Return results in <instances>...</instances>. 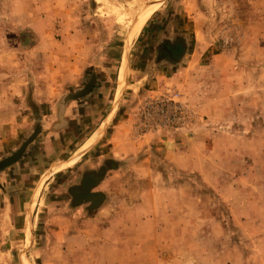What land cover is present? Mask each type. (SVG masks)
<instances>
[{"label": "rangeland", "instance_id": "obj_1", "mask_svg": "<svg viewBox=\"0 0 264 264\" xmlns=\"http://www.w3.org/2000/svg\"><path fill=\"white\" fill-rule=\"evenodd\" d=\"M80 48L66 90L98 100L58 133ZM38 128L0 169V264H264V0H0V162Z\"/></svg>", "mask_w": 264, "mask_h": 264}, {"label": "crops", "instance_id": "obj_2", "mask_svg": "<svg viewBox=\"0 0 264 264\" xmlns=\"http://www.w3.org/2000/svg\"><path fill=\"white\" fill-rule=\"evenodd\" d=\"M56 29L58 30V27H56ZM169 36H171V35H169ZM80 41H81V39L79 41L77 40L75 42V45L82 48V43H80ZM170 42H172L170 44V47H171L172 50H175L176 47L178 49L177 44H176V46L173 44L174 43L173 39L168 37V38H166V40L162 41V43L167 44V45ZM158 45L159 44H157L156 47H154V48L156 49L158 47ZM161 46H162V44H161ZM81 48L78 50L79 54L77 56L69 57L70 58L69 59L70 62H69V64L67 63L68 67H69V70H66L65 73H63V77L65 78V80L62 82L63 84H61V86L63 87V89L65 88V91H64L65 95H64L62 104L59 107H57V109H58V117H59L58 120H63V121H61V122L57 121V123L56 122H51L50 123L51 124L50 126H53L52 129H54L55 125L60 127V129L58 128V130H54L55 132H58V133H61L63 129L65 130L69 126V124H73V122L74 123L78 122L79 119L82 120V122L83 121L85 122L86 115L88 116L89 114H93V113H91V112H93L92 110L91 111H89V109L85 110V108H87V107L91 108V103H93V100H98V98L96 96L97 88H93L92 91H90L89 93H87V94H85L82 97H79L77 99H72V98L68 97V94H70V93H68V91L66 90L67 89L66 88L67 85L72 83V80H76L79 77L81 78L82 72L84 74L85 70L88 68V61H87V59L83 58L84 55L82 53L83 51H82ZM160 48L161 47L159 45L158 49H160ZM165 53H168L167 54V58H169V60L171 62L173 60H174V62H176V60L173 59V56L171 55V52L166 51ZM170 58H172V59H170ZM152 59L153 60L150 63V68L152 67L153 70H155V73H156L158 78L160 77V75H158V73H161V77L159 79H157V80H160V83L163 82V81L167 82V81H169V79L170 80L173 79V78H169L167 76L168 74L166 75L164 73V72L167 71L165 69L168 66H170L169 65V63H171L170 61L162 60L160 62V64H159V63H157V58L155 57V54L152 55ZM166 65H168V66L165 68L164 66H166ZM177 65H178V63L173 64L172 69L175 66H177ZM159 67H161L160 70H157ZM59 74H61V73H59ZM56 77H57V79H59L58 75ZM151 77L152 78H156V76L154 74H152ZM152 80H154V79H152ZM155 82H157V81L155 80ZM59 88H61V87H59ZM36 94L37 93L35 92V99L38 101V103H37L38 105H36L35 112H34V110H31L32 111L31 112V114H32L31 117L37 118L38 120L42 117V122H43V119L47 118V116H46L45 113L39 112V111H41V106H40L39 103L44 101V100H47V98L46 99H40V98L38 99L36 97ZM100 95H101V93H100ZM26 102H28V100H26ZM80 111H81V113H80ZM90 118H92V117L90 116ZM102 119L103 118L99 119V121H98V119H91V121H89V122L91 124H95L96 127H99V126H101L103 124V122H102L103 120ZM46 125H47V121H46L44 127ZM48 125H49V123H48ZM117 129H119V125H117ZM65 132H67V130ZM93 133H95V132H91V134H89V137L86 138L85 141H87V144H89L94 139L95 135L91 139H89L92 136ZM112 150H114L115 152H119L120 156H124V154H125V156H128V154H130L129 151H127L128 147H127V150H126V147L124 145H122V146L120 145L118 147H117V145H114L112 147ZM79 158L80 157L77 156V157L72 158L69 162H67L70 159L69 158L66 161V163H64V164H67V165L74 164V163H76L79 160ZM92 166H94V163L90 164V168H92ZM103 172L104 171L102 169H99V168L98 169H91V170H88V171H85V168H83V167L81 168L80 175H82V176H81V179L79 181L80 183H79V185H76V186L71 188V191L76 193L77 198H79L80 200L82 199L81 203H83V204L85 202L86 203H91V202L93 203V201L94 200L96 201L99 196L100 197L102 196V191L104 190V185L103 184L105 182H104V180H101L99 182V176H97V174H100V173H103ZM20 207H21L20 203L13 204V220L15 218H19L18 216L21 213L20 212L21 211Z\"/></svg>", "mask_w": 264, "mask_h": 264}, {"label": "water", "instance_id": "obj_3", "mask_svg": "<svg viewBox=\"0 0 264 264\" xmlns=\"http://www.w3.org/2000/svg\"><path fill=\"white\" fill-rule=\"evenodd\" d=\"M95 80H96V76L93 75L90 81L85 85V87L82 90L78 91L77 93L70 94L68 97L73 99V98H78V97H81L89 93L95 85ZM40 131H41V128H38L36 132L24 143V145L16 153L6 158L4 161L0 162V169H2L6 165L11 164L17 159H19L22 156V154L25 152V150L27 149L28 145L35 139V137L39 134Z\"/></svg>", "mask_w": 264, "mask_h": 264}, {"label": "bare ground", "instance_id": "obj_4", "mask_svg": "<svg viewBox=\"0 0 264 264\" xmlns=\"http://www.w3.org/2000/svg\"><path fill=\"white\" fill-rule=\"evenodd\" d=\"M139 29H140V28H138V29H137V31H138ZM132 30H133V29H132ZM137 31H136V32H137ZM136 32H135V33H136ZM81 154H82V153H81ZM76 155H78V156H79V155H80V153H77ZM74 157H77V156H73V157H71V158H70V159H69L67 162H69V161H70L72 158H74Z\"/></svg>", "mask_w": 264, "mask_h": 264}]
</instances>
